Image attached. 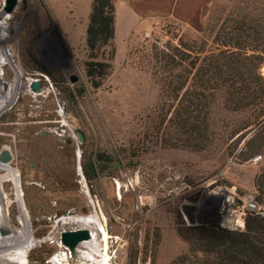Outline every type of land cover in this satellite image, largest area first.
Listing matches in <instances>:
<instances>
[{
    "label": "rangeland",
    "instance_id": "1",
    "mask_svg": "<svg viewBox=\"0 0 264 264\" xmlns=\"http://www.w3.org/2000/svg\"><path fill=\"white\" fill-rule=\"evenodd\" d=\"M240 1L250 12H264V0L227 5ZM5 4L0 0V59L6 51L21 70L14 77L10 62L0 67V87L6 86L0 105L12 80L17 83L14 100L0 111V149L11 153L0 166V243L6 245L0 264H101L96 250L75 245L70 251L59 240L61 229L77 227L60 222L87 215L108 233L109 264H166L186 249L177 227L218 224L216 197L204 188L233 185L239 196L254 197L253 176L264 153L255 162L237 161L226 147L236 135L228 138L226 131L245 112L216 107L211 118L218 138L206 150L154 142L159 73L151 52L197 37L195 29L164 18L136 30L93 87L83 70L86 24L62 16L65 0H16L10 11ZM259 72L264 75V64ZM33 80L39 90L31 89ZM87 155L118 164L87 180L81 168ZM178 178L189 187L179 192Z\"/></svg>",
    "mask_w": 264,
    "mask_h": 264
},
{
    "label": "trees",
    "instance_id": "2",
    "mask_svg": "<svg viewBox=\"0 0 264 264\" xmlns=\"http://www.w3.org/2000/svg\"><path fill=\"white\" fill-rule=\"evenodd\" d=\"M244 6L242 1L216 5L197 37L163 49L151 46L159 73V98L150 123L155 143L193 151L208 149L218 138L211 117L220 107L226 112H245L225 133L228 138L236 134L233 144L226 145L227 154L244 161L264 153V75L259 72L264 64V12H250ZM112 38L113 0H91L83 70L93 87L110 70ZM252 185L254 198L264 209V163ZM176 232L186 249L166 264H264V214L246 213L242 229L194 224L177 227ZM49 254H41L39 262Z\"/></svg>",
    "mask_w": 264,
    "mask_h": 264
},
{
    "label": "crops",
    "instance_id": "3",
    "mask_svg": "<svg viewBox=\"0 0 264 264\" xmlns=\"http://www.w3.org/2000/svg\"><path fill=\"white\" fill-rule=\"evenodd\" d=\"M66 16L83 18L84 25L91 0H65ZM228 0H113L114 58L124 55L129 36L158 19H173L201 31V25L216 5Z\"/></svg>",
    "mask_w": 264,
    "mask_h": 264
},
{
    "label": "built area",
    "instance_id": "4",
    "mask_svg": "<svg viewBox=\"0 0 264 264\" xmlns=\"http://www.w3.org/2000/svg\"><path fill=\"white\" fill-rule=\"evenodd\" d=\"M258 158L259 154H255L249 159L255 162ZM177 182L175 187L179 192L189 187L182 178H178ZM203 191L216 197L214 209L216 222L218 225L227 229L243 228L246 213H259L260 210H264L262 204L257 202L252 194L248 193L239 196L233 185L226 186L224 184H218L210 188H204Z\"/></svg>",
    "mask_w": 264,
    "mask_h": 264
},
{
    "label": "bare ground",
    "instance_id": "5",
    "mask_svg": "<svg viewBox=\"0 0 264 264\" xmlns=\"http://www.w3.org/2000/svg\"><path fill=\"white\" fill-rule=\"evenodd\" d=\"M3 55H4V58L3 59H0V67H1V65H3L6 62H10L11 67L13 68V73H14V77H15L16 75L19 74L21 68L19 67V65H17L15 62H13L10 59L11 56H10L9 53H7L6 51H4L2 53V56ZM4 60H6V61H4ZM9 88H10V92H9L10 94H9V96H6L5 102L0 105V111L6 109L7 105L14 100V98L16 96V90H17L16 89L17 88L16 80H14V79L12 80L11 86ZM4 90H6V86H4L3 88L0 87V92L1 91H4ZM5 164H7V163L0 162V166H3ZM117 185H118V189H119L120 183H118ZM117 193H118V195H120L119 190H118ZM92 217L93 216H91V215H89V216L87 215V217H84V218H78V219H73V220H70V219L63 220L60 223L72 222V223L76 224L77 226H85V227H88L90 229L91 237L88 240L86 239L87 241L86 240L79 241L76 245H78L80 247H83L84 246L85 249H87V250L89 248L92 249V250H94V251L96 250L97 251V253H96L97 257H100L101 258L100 259L101 264H109L108 263V259H110V258H108V250H110V249H108V246H109L108 245V233L104 230V228L102 226L99 225V227H97V224L94 222V220L92 219ZM96 234H97V236H96ZM5 246L6 245H3V244L0 243V250H3L5 248ZM85 255H86V258L87 257H90V251L88 253H85Z\"/></svg>",
    "mask_w": 264,
    "mask_h": 264
},
{
    "label": "water",
    "instance_id": "6",
    "mask_svg": "<svg viewBox=\"0 0 264 264\" xmlns=\"http://www.w3.org/2000/svg\"><path fill=\"white\" fill-rule=\"evenodd\" d=\"M16 0H6V4L4 6L5 11H10L14 5ZM77 76L75 74L70 75L71 81L76 80ZM31 89L39 90V82L37 80H33L30 85ZM3 118V116H2ZM77 142H81V132L79 130L75 131ZM57 137V134L54 135ZM11 158V153L7 148L0 149V162L7 163V161ZM97 166L103 169H108L114 167L118 164L117 158H97L96 159ZM85 171L88 177H93L96 173V167L93 160V157L87 155L84 161ZM83 177L84 174H83ZM259 213L264 214V210H260ZM91 237L90 229L85 226H77L70 229H61L59 233V240L61 243L65 244L70 251L73 250L75 245L81 241Z\"/></svg>",
    "mask_w": 264,
    "mask_h": 264
},
{
    "label": "flooded vegetation",
    "instance_id": "7",
    "mask_svg": "<svg viewBox=\"0 0 264 264\" xmlns=\"http://www.w3.org/2000/svg\"><path fill=\"white\" fill-rule=\"evenodd\" d=\"M95 159H97V157H96ZM94 163H95L96 170L101 168V167H98V166H97V162H96V160H94Z\"/></svg>",
    "mask_w": 264,
    "mask_h": 264
}]
</instances>
